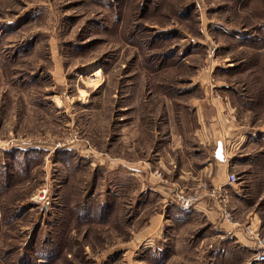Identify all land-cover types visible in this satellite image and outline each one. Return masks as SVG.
Listing matches in <instances>:
<instances>
[{"label": "rangeland", "instance_id": "1", "mask_svg": "<svg viewBox=\"0 0 264 264\" xmlns=\"http://www.w3.org/2000/svg\"><path fill=\"white\" fill-rule=\"evenodd\" d=\"M200 111L242 135L226 209L264 246V0H0V264H259L175 244L148 189L211 196L168 144Z\"/></svg>", "mask_w": 264, "mask_h": 264}, {"label": "crops", "instance_id": "2", "mask_svg": "<svg viewBox=\"0 0 264 264\" xmlns=\"http://www.w3.org/2000/svg\"><path fill=\"white\" fill-rule=\"evenodd\" d=\"M215 102V100L214 102L212 101V105L216 108L217 112L219 105ZM204 118L201 111L196 114L194 117L196 123H194L189 136H183L182 134L171 136V133L168 132L169 137H171L168 144L170 143L174 152H177L180 159L183 160L180 164V169H178L179 171L176 178L182 180V184H178L183 186H187V184L195 186L202 181L207 183L211 188L222 186L227 190L230 196L231 192L235 191V184H227V173L234 165H237V163L230 161L232 163L229 162V165L227 164V158L224 152L227 143L222 147L221 141H224V138L227 137V132L229 133L232 130L226 131L227 125L225 124L224 129L223 125H221V128L217 123L219 120L216 121L214 118L208 122H211L210 124H204ZM213 129H217L218 132L216 131L217 133L215 134V130L213 131ZM220 129L222 131H220ZM232 133L231 138L233 141H236L238 138L240 139L242 136L236 131V127H233ZM184 170L186 173L183 172ZM177 187V184L168 182H156L153 184L150 182L148 187L149 190H152V192H155L163 199L164 204L162 208L164 211L160 214H164L166 218L173 220L172 222L174 223L177 221L178 223L176 222L175 224L190 222L188 229L184 230L185 232L182 234L179 233V229L182 227H176L171 224V229L173 230L174 228L175 244L180 240L184 246L194 241L198 243V246H215L216 252H218L216 258L218 259L226 255L225 247L234 248L235 250H244L245 253H249L248 259L253 256L258 248V244L252 239V236H247L242 223L235 221L227 222L224 220L214 200L209 197V195L205 194L201 196L200 201L192 208H178L179 206L175 205L171 200L176 190H178ZM177 208L180 209L179 214L175 213ZM249 222L252 226L256 225L255 216L251 218ZM152 233H155V230L152 231L151 234ZM188 233L189 237L186 238L185 235ZM192 234H194L195 238L191 237ZM178 235H182V239H179ZM175 248L176 247H174V250ZM250 252H252V254ZM172 254L167 257V261L172 259Z\"/></svg>", "mask_w": 264, "mask_h": 264}, {"label": "built area", "instance_id": "3", "mask_svg": "<svg viewBox=\"0 0 264 264\" xmlns=\"http://www.w3.org/2000/svg\"><path fill=\"white\" fill-rule=\"evenodd\" d=\"M236 181H237V176L233 173H229L227 176V184L232 185V184H235ZM207 186H208L207 183L202 184L203 188H206ZM208 188H210V195H211L209 197H211L214 200L215 204L219 208V212L221 213L222 218L226 220L227 222H233V218L229 210L226 209V199L228 196L227 190L222 186H219L218 188H211L210 186H208ZM47 196H48L47 188L42 187L39 190L38 194L35 196L34 201L40 204H43V203L48 204ZM200 199H201V195H195V194L194 195H184L178 189L176 190L171 200L175 205H178L179 207L190 209L193 206H195L200 201ZM245 233L249 236H252L253 237L252 239L256 241L257 239L256 236L252 234L251 230L248 227L245 228ZM256 243L258 244V248L254 252L252 260L259 264H264L263 243L261 241H256Z\"/></svg>", "mask_w": 264, "mask_h": 264}]
</instances>
